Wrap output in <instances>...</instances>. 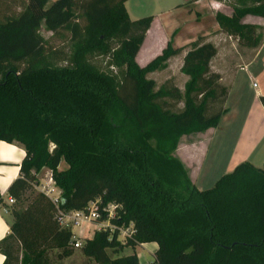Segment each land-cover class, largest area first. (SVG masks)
Returning <instances> with one entry per match:
<instances>
[{"label": "trees", "instance_id": "obj_1", "mask_svg": "<svg viewBox=\"0 0 264 264\" xmlns=\"http://www.w3.org/2000/svg\"><path fill=\"white\" fill-rule=\"evenodd\" d=\"M70 1L27 0L17 20L0 23V141L24 152L6 189L13 203L0 197L8 214L1 264H51L53 249L57 260L69 257L72 234L59 227L57 213L85 211L91 201L99 211L117 206L112 230L80 241L79 252L95 264H138L134 253L111 258L106 250L149 242L157 245L153 264H264V166L240 163L198 190L175 156L181 137L214 128L225 112L229 88L210 68L215 46L198 37L181 61L182 89L170 80L155 89L147 75L181 49L168 41L144 66L136 64L152 17L129 21L126 0H75V11ZM233 1L230 14L214 15L219 31L257 49L262 27L244 19L264 18V0ZM41 25L69 35L63 66L45 64ZM91 53L105 56L119 75L98 70ZM260 102L264 107V97ZM42 169L59 191L56 204L33 189ZM128 225L131 234L120 241L118 229Z\"/></svg>", "mask_w": 264, "mask_h": 264}, {"label": "crops", "instance_id": "obj_2", "mask_svg": "<svg viewBox=\"0 0 264 264\" xmlns=\"http://www.w3.org/2000/svg\"><path fill=\"white\" fill-rule=\"evenodd\" d=\"M222 2V0H126L123 7L129 21L146 16L152 17L135 55L136 64L144 66L159 55L169 41L173 48L181 49V52L167 60L166 67L161 70L165 75L163 80H170L181 90L186 76L179 72V68L189 44L202 37L215 46V41L223 36L214 18L216 12L226 13L222 11L224 8ZM214 58L210 62V68L220 74L212 66ZM173 64L179 83H174L170 75ZM225 80L226 82L221 76V82L228 86L229 91L223 105L225 112L220 116L217 125L202 133L181 137L175 150V156L188 169L190 181L198 190L209 189L221 175L232 172L240 163L249 162L256 168L264 166V107L260 102V97H264V41L250 60ZM254 81H257L255 88ZM23 155L24 152L18 144L0 141V197L5 204L6 189L17 177ZM3 212L7 214L0 207V239L8 232L7 218ZM87 226L92 227V233L96 230L92 223H87ZM91 236L92 234L78 237L85 239ZM124 248H130L129 253L120 254ZM138 248L140 250L137 251ZM156 248V243L149 242L135 247L125 246L117 253L107 249L110 253H106L111 258L134 253L138 264H153V253ZM144 253L150 260L144 258ZM79 254L80 264H95L83 257L80 252ZM2 261L3 256L0 254V264Z\"/></svg>", "mask_w": 264, "mask_h": 264}, {"label": "rangeland", "instance_id": "obj_3", "mask_svg": "<svg viewBox=\"0 0 264 264\" xmlns=\"http://www.w3.org/2000/svg\"><path fill=\"white\" fill-rule=\"evenodd\" d=\"M223 7L222 11L226 12L225 14H230L231 9L234 5L233 0H222ZM27 0H0V23H4L6 21H15L18 17L23 13L26 8ZM78 4L77 1L72 0L70 1V5L72 10H76V5ZM244 22L260 25L262 27L261 31L264 38V20L258 19L255 17L247 16L244 19ZM37 35L46 41V46L49 49L47 53L45 64L48 66H63L66 63V59L71 55V45L72 42L69 39V35L67 33H62L58 36L52 35L51 32L46 30L42 25L36 31ZM118 37L111 39L110 45L111 47L116 46V42ZM215 48H216V56L212 61V66L216 68L221 76H223L224 81L225 79H229L231 75L237 70L240 66L246 63L250 58L253 56L256 48H247L239 44L238 39L232 36H228L223 34V36L219 37L218 40L215 41ZM88 61L94 65L98 70L103 72H109L113 75H119V69L116 70L114 68L108 67L107 58L103 55L97 53H91L87 56ZM170 75L174 83H179L178 75L176 73V69L174 64L171 67ZM148 78L152 79L155 83V89L163 83V79L165 75L163 71L153 72L147 75ZM257 83V81H254ZM60 168H65V164L63 162L60 163ZM50 173L46 169H42L36 176V186L33 188L34 190H39L40 185H44L49 177ZM56 190H58L56 188ZM5 218H8V215L3 212ZM111 217H106L101 221V225H112L109 223V219ZM113 226V225H112ZM96 228V226H94ZM127 227H131L130 225L124 227H120L119 230H125ZM74 236L82 241L80 236H90L92 234V227L87 226V224H81L78 228L74 229ZM118 238L121 241L124 239L122 238V233H119ZM140 248L137 249V251ZM72 255L62 260H57L55 255L58 250L53 249L50 254V261L51 264H80L79 261V251L77 249H73ZM130 248H124L120 254L129 253ZM107 253H110L106 250ZM143 252V251H142ZM144 258L150 260L149 256L144 253Z\"/></svg>", "mask_w": 264, "mask_h": 264}, {"label": "built area", "instance_id": "obj_4", "mask_svg": "<svg viewBox=\"0 0 264 264\" xmlns=\"http://www.w3.org/2000/svg\"><path fill=\"white\" fill-rule=\"evenodd\" d=\"M253 87H257L256 83H253ZM43 194H45L53 204L57 203L59 191L56 190V187L54 186L51 177L47 178V181L44 185H40V189ZM13 203L12 198L7 197L6 198V204L10 205ZM96 201H91L88 203V206L85 211H69L66 213L58 212L57 213V223L59 227L63 230H67L72 234V242L70 243V246L73 249H78L80 247V241L78 238L74 236L75 232L74 229L78 228L81 224H89L92 223L94 226H96V230L104 229V228H110L113 229L109 224L108 225H101V213H104V216L106 217H113L114 209L117 208L115 204L108 203L101 207L100 211L96 206ZM119 230V229H118ZM119 233H122V238L128 237L131 234V227H127L125 230L120 231Z\"/></svg>", "mask_w": 264, "mask_h": 264}, {"label": "bare ground", "instance_id": "obj_5", "mask_svg": "<svg viewBox=\"0 0 264 264\" xmlns=\"http://www.w3.org/2000/svg\"><path fill=\"white\" fill-rule=\"evenodd\" d=\"M2 147H6L5 145H2ZM6 148H9V147H6ZM4 159V158H3Z\"/></svg>", "mask_w": 264, "mask_h": 264}]
</instances>
